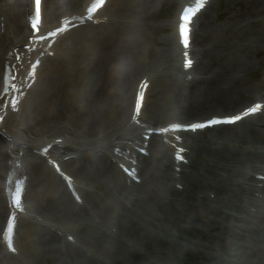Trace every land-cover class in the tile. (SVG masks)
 I'll return each instance as SVG.
<instances>
[{
    "label": "bare ground",
    "instance_id": "obj_1",
    "mask_svg": "<svg viewBox=\"0 0 264 264\" xmlns=\"http://www.w3.org/2000/svg\"><path fill=\"white\" fill-rule=\"evenodd\" d=\"M89 1L43 0V20L46 13L63 10L51 21L50 26H54L61 18L82 13ZM165 1L119 0L114 11L102 16L107 18L105 23L97 29L78 31L79 61L56 63L54 72L45 75L46 105L51 107L47 117L54 123L47 126L42 140L27 135L31 133L24 111L9 115L0 126V242L9 214L4 197L7 173L22 160V168L15 172H26L30 177L28 210L16 232L20 257L8 255L0 244V264H226L229 257L232 262L238 260L236 264H252L250 260L263 263L260 257L264 256V246L259 248L258 244L264 242V183L257 177H264V119L241 129L207 131L209 134L195 143L186 140L191 167L186 172L188 168L181 166L180 175L173 169L174 150L152 141L148 151L153 162L143 160L139 170L147 191L130 189L118 170V163L136 156L133 150L143 142L144 129L131 123L139 85L137 81L131 83L134 74L152 82L149 90L164 77L170 81L162 97L173 98V107L161 111L162 104L160 107L157 100V107L148 114L145 105L141 122L147 129L182 123L185 116H205L193 121L203 122L216 116L212 113L243 105L240 111L223 115L232 117L248 109L246 103L264 97V71L263 79L252 84L262 64L246 56L248 52L258 56L264 51V30L255 34L257 43L209 47L215 42L209 27L215 22L207 17L198 46L199 66H206L208 78L197 72L196 65L184 73L176 30L168 38L165 52L152 53L141 40L145 35L142 23ZM187 1L179 0V8ZM251 3L255 5L253 25L263 20L258 26L262 28L264 0ZM31 12V0H0V95L4 66L15 62L10 54L28 43L25 17ZM65 37L59 41L67 40ZM59 41L54 49L58 62L66 56ZM23 52L24 61L18 67H24L30 57ZM170 56L172 65L170 60L166 67L164 58ZM39 72L41 76L42 70ZM73 77L80 81L83 97L61 118L65 106L62 96L72 87ZM188 77L191 81H186ZM66 119L72 128L57 123ZM57 139L62 143L55 144ZM48 144L54 145L50 156L68 159L62 168L74 178L87 211L73 203L60 178L36 155ZM78 163H82L80 168L70 169ZM179 184L183 191L175 189ZM253 230L260 232L256 235ZM72 235L75 244L67 242ZM248 237L251 241L246 244ZM230 241L231 248L227 245Z\"/></svg>",
    "mask_w": 264,
    "mask_h": 264
},
{
    "label": "rangeland",
    "instance_id": "obj_2",
    "mask_svg": "<svg viewBox=\"0 0 264 264\" xmlns=\"http://www.w3.org/2000/svg\"><path fill=\"white\" fill-rule=\"evenodd\" d=\"M169 5V6H168ZM177 6L176 0H168L164 5L158 6V11L155 12V14L150 18L148 25H146L145 34L146 40L150 44V47L152 50L159 51L160 49H163L166 46V43H163L166 38L171 34L173 29L170 27V22L174 18V11ZM234 6V7H233ZM217 7V8H216ZM215 11L220 14L219 22L217 26L215 27V42L211 47H218V46H228V45H238V44H248L253 43L252 36L250 35L252 31H260V29L264 30V27L259 28L258 26L254 27V29L249 28L245 24H236L237 20L235 18V15H239L241 17V14H245L247 9L250 8V3L246 2V0H232L230 3H228L225 0H220V2L216 3ZM162 10H165V16H167L169 19L168 21H161L158 23V13ZM238 17V18H239ZM246 18V17H245ZM257 24H260L259 22ZM75 61H77V54L74 55ZM259 59H264V54H259ZM48 68V67H47ZM134 77V76H133ZM74 80V83L72 87L70 88L72 91L70 96H64L63 101L66 102V105L72 104L78 105V101L81 98V91L78 86V82L75 80V77L72 78ZM133 79V78H132ZM261 78H259L260 80ZM258 80V81H259ZM132 81V80H131ZM158 92L156 91L150 99L149 107L150 108L153 105V101L155 100ZM44 100V99H43ZM43 102V101H42ZM42 102L38 103L36 102V111L33 112L32 115H34V120L30 122L29 127L32 129V131L40 132L44 129L43 126H47L49 123V120L43 117V115H48V111L50 108L43 107ZM64 108V107H63ZM68 110V109H67ZM65 111V110H64ZM62 114V113H60Z\"/></svg>",
    "mask_w": 264,
    "mask_h": 264
}]
</instances>
